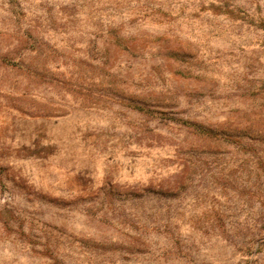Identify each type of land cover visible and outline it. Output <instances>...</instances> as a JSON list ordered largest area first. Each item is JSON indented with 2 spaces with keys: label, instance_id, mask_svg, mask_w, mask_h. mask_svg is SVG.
I'll list each match as a JSON object with an SVG mask.
<instances>
[{
  "label": "rangeland",
  "instance_id": "rangeland-1",
  "mask_svg": "<svg viewBox=\"0 0 264 264\" xmlns=\"http://www.w3.org/2000/svg\"><path fill=\"white\" fill-rule=\"evenodd\" d=\"M0 264H264V0H0Z\"/></svg>",
  "mask_w": 264,
  "mask_h": 264
},
{
  "label": "trees",
  "instance_id": "trees-1",
  "mask_svg": "<svg viewBox=\"0 0 264 264\" xmlns=\"http://www.w3.org/2000/svg\"><path fill=\"white\" fill-rule=\"evenodd\" d=\"M193 126L196 127L197 132H199V129H200V128H199V125H197V124H193ZM201 131H202V130H201ZM201 131H200V133H201ZM203 132H204V131H203ZM211 132H212V133H211L212 136H209V135H207V136L212 138V137H213V134H216L217 132L214 131V130L211 131ZM211 138H210V139H211ZM219 139H220V137H217V140H219Z\"/></svg>",
  "mask_w": 264,
  "mask_h": 264
}]
</instances>
